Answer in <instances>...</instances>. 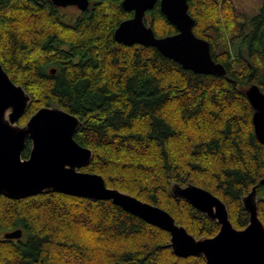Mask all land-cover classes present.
<instances>
[{
	"label": "trees",
	"instance_id": "16d2710c",
	"mask_svg": "<svg viewBox=\"0 0 264 264\" xmlns=\"http://www.w3.org/2000/svg\"><path fill=\"white\" fill-rule=\"evenodd\" d=\"M122 1L88 0L64 24L47 4L0 0V64L31 98L18 125L42 107L74 115L81 125L73 138L92 151L81 170L165 210L195 238L213 237L219 226L172 197V183L218 197L236 229L248 223L241 199L256 187L264 225V144L246 96L252 85L264 93V8L247 17L233 0H187L194 35L226 69L214 76L183 70L153 47L117 42L115 29L132 17ZM159 1L144 22L156 37L174 35ZM18 229L19 239L6 237ZM169 239L110 201L0 196V264H206L176 257Z\"/></svg>",
	"mask_w": 264,
	"mask_h": 264
},
{
	"label": "water",
	"instance_id": "95a60500",
	"mask_svg": "<svg viewBox=\"0 0 264 264\" xmlns=\"http://www.w3.org/2000/svg\"><path fill=\"white\" fill-rule=\"evenodd\" d=\"M55 6H76L86 10L88 0H51ZM157 0H123L122 8L133 12L115 29L114 39L127 46L140 44L155 48L163 57L194 74L225 76L226 69L211 56L209 42L193 33L195 21L188 14L187 0H160L161 13L176 28V34L156 37L144 18ZM51 74L55 70H50ZM246 96L254 112V132L264 144V93L256 85ZM29 94L15 84L0 64V196L20 200L42 193H60L91 200H106L125 212L155 226L170 236L168 248L178 258L202 257L206 264H264V225L259 219L256 187L242 199L248 223L236 229L229 220L225 204L209 191L192 184L170 185L174 198H181L215 221L219 230L213 237L195 238L175 223L165 210L127 193L107 188L102 176L84 172L92 151L73 138L81 122L57 107L38 109L26 123L18 125L30 103ZM31 150L27 159L21 152L27 140ZM264 184V181H262ZM19 239L21 230L6 234Z\"/></svg>",
	"mask_w": 264,
	"mask_h": 264
},
{
	"label": "flooded vegetation",
	"instance_id": "af4514ba",
	"mask_svg": "<svg viewBox=\"0 0 264 264\" xmlns=\"http://www.w3.org/2000/svg\"><path fill=\"white\" fill-rule=\"evenodd\" d=\"M32 1L34 3L40 5V6H42V5L46 6V4L49 5L51 7V10L53 12L57 13V18L61 22H63L64 24H74L76 22V20H77L78 15H80L81 13L86 11V10H80L79 8H77L76 6H73V5L72 6H66V7H58V6H55L51 0H32ZM65 12H67V13H65ZM131 13H132V16H133V12H131ZM26 145H29V148H28V151H27V156L25 158H23L22 157V153H23L24 148H25ZM31 146H32L31 145V141L28 139L26 141L25 145H24V148H23L22 152H21L22 159H27L28 158L30 150H31Z\"/></svg>",
	"mask_w": 264,
	"mask_h": 264
},
{
	"label": "rangeland",
	"instance_id": "374dc122",
	"mask_svg": "<svg viewBox=\"0 0 264 264\" xmlns=\"http://www.w3.org/2000/svg\"><path fill=\"white\" fill-rule=\"evenodd\" d=\"M233 2L236 12L247 17H254L260 14L261 9L264 8V0H233Z\"/></svg>",
	"mask_w": 264,
	"mask_h": 264
}]
</instances>
